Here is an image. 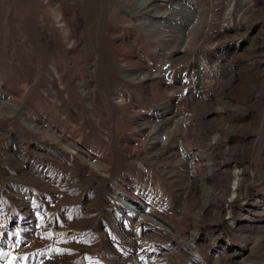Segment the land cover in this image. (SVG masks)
Masks as SVG:
<instances>
[{
  "label": "rangeland",
  "instance_id": "rangeland-1",
  "mask_svg": "<svg viewBox=\"0 0 264 264\" xmlns=\"http://www.w3.org/2000/svg\"><path fill=\"white\" fill-rule=\"evenodd\" d=\"M226 1L0 0V264H264V0Z\"/></svg>",
  "mask_w": 264,
  "mask_h": 264
},
{
  "label": "bare ground",
  "instance_id": "bare-ground-1",
  "mask_svg": "<svg viewBox=\"0 0 264 264\" xmlns=\"http://www.w3.org/2000/svg\"><path fill=\"white\" fill-rule=\"evenodd\" d=\"M245 1V0H244ZM253 0H246L245 3H236V0H227L223 9H221L219 12H221V16L226 19V22H223L222 25L220 26L221 30L225 31V32H231L232 30H235V28L237 26L234 25L233 21L237 20L239 14L244 11L245 8H247V6L252 3ZM217 5V4H216ZM154 12V11H153ZM158 11H156L157 13ZM164 12V11H163ZM175 13V12H174ZM215 13V12H214ZM159 14V13H158ZM157 14V15H158ZM167 14V12L165 13ZM164 14V15H165ZM217 14V13H216ZM160 17V16H159ZM178 17V16H176ZM152 18V17H151ZM172 18V17H171ZM217 18V17H216ZM162 19V18H161ZM174 20V19H173ZM182 21H184V23H186L189 26V30L190 28L196 29L199 24H198V18L197 17H190L189 14H186V16L184 18H182ZM160 22V21H159ZM181 22V20H180ZM236 22V21H235ZM184 23L180 24L179 21L175 20L174 25L175 26H179V25H183ZM167 24V23H166ZM206 25V24H205ZM220 25V24H219ZM168 26V25H167ZM169 26H171L169 24ZM168 26V27H169ZM207 33L208 34H212L213 35V31H214V19L211 20V25L207 26ZM165 71V70H164ZM140 73V72H139ZM132 75V74H131ZM141 75V73H140ZM145 75V74H144ZM141 77H143V75H141ZM164 77V75H163ZM136 79V78H135ZM160 79V78H159ZM143 81V80H142ZM161 83V82H160ZM245 85V83H243ZM243 85V87H244ZM246 86V85H245ZM242 89V86H241ZM244 89V88H243ZM168 122V121H167ZM217 138V137H216ZM158 140V139H157ZM216 140V139H215ZM189 154V153H188ZM196 155H192L190 157V161L194 162L195 164L197 163V159L195 158ZM190 165V164H189ZM205 165V164H204ZM197 171V170H196ZM201 173V172H200ZM211 175H213V172H211ZM210 176V175H209ZM215 176V175H214ZM241 179H242V169L235 166L232 176H231V181H230V185L227 186V182L225 184H222V186L220 185L221 183L219 182L218 185L220 187H223L224 185V191H226L228 193V196L226 198L227 201L232 200L233 198L237 197L239 194V187L241 184ZM229 184V183H228ZM226 189V190H225ZM149 198V197H148ZM136 200V199H135ZM152 201V200H151ZM136 210L140 214L139 216V224L140 226H142V229L144 232H147L148 230H153V229H158L160 231L163 232V234H169V225H165V223H163L161 220H159L160 214L154 210V209H149L146 205V203L143 202H138L135 201V205ZM173 222V221H172ZM175 223V222H174ZM175 226V225H173ZM178 230L181 229L180 226H176ZM175 232V231H174ZM75 234V231L72 230H59V229H55L53 230V234L55 236H67L68 234ZM146 236V235H145ZM147 238V237H146Z\"/></svg>",
  "mask_w": 264,
  "mask_h": 264
}]
</instances>
